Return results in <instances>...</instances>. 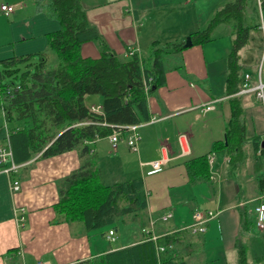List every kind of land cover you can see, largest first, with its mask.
<instances>
[{
    "label": "crops",
    "instance_id": "obj_1",
    "mask_svg": "<svg viewBox=\"0 0 264 264\" xmlns=\"http://www.w3.org/2000/svg\"><path fill=\"white\" fill-rule=\"evenodd\" d=\"M225 1L81 0L89 21L119 55L127 54L128 49L145 53L155 40L162 44L186 40L190 33L200 29H196L195 22L201 19L203 29ZM2 5H14V10L5 14ZM2 14L11 17V21L6 26L0 24V60L46 51L48 33L60 27L45 11L37 10V0H0ZM244 20L258 26L251 34L250 44L240 51L243 63L246 60L254 65L253 70L242 73H251L255 78L264 49V6H259L257 0H248ZM191 21L195 22L189 25ZM176 27L178 34L171 33L169 39L167 35L162 37L166 29L175 31ZM232 31L230 24H220L213 32V41L167 55L166 83L148 98L150 119L155 121L140 124L138 151L131 150L124 139L112 149L107 137L99 138L93 146L105 184L142 177L149 192L148 207L142 215L145 219H157L166 211L173 213L169 221L157 222L162 232L190 224L197 210L217 213L207 233L191 240L199 242L197 247L201 249L196 255L209 264L221 263L222 255L235 259L234 253L238 261L239 239L249 242V252L254 244L264 246L263 232L258 234L256 228L242 235L239 218V209L245 205L255 217L257 199L264 194L258 187V178L264 173V153L253 144L255 137L264 143V109L253 95H240L247 137L242 149L236 148L232 155L212 150L216 141H225L232 115L231 96L225 93ZM252 39L257 47L252 46ZM252 48L250 53L254 54L247 59V49ZM81 53L84 57L100 56L93 42L83 44ZM171 60L178 62L169 64ZM89 100L90 105L100 104V97L92 96ZM208 105L214 108L204 111ZM11 128L0 108V143L10 137ZM183 132L189 134L191 155L174 158L180 151L177 136ZM102 139L108 142L110 153L98 148ZM163 145L167 150H162ZM211 153L215 160L209 167L210 179L191 183L186 162ZM162 156L174 159L162 171L147 174L150 167L142 163ZM83 161L80 147L53 157L35 155L21 162L22 167L13 176L20 181L18 191L11 189V178L0 174V264H74L122 247L125 241L138 242L145 237L141 230L130 231L127 222L119 223L118 229L106 230L107 236L116 237L110 242L96 232L87 233L82 223L55 221L59 188L67 176L80 169ZM20 208L26 212L22 225L18 221ZM154 235L158 236L156 231ZM137 237L140 239L132 241ZM12 249L15 250L9 252Z\"/></svg>",
    "mask_w": 264,
    "mask_h": 264
},
{
    "label": "trees",
    "instance_id": "obj_2",
    "mask_svg": "<svg viewBox=\"0 0 264 264\" xmlns=\"http://www.w3.org/2000/svg\"><path fill=\"white\" fill-rule=\"evenodd\" d=\"M247 1L227 2L203 29L188 35L193 45H204L214 40L213 32L220 24L232 26L225 82L232 115L225 141H216L212 149L230 155L236 148L240 151L247 140L241 96L237 95L244 71L240 51L250 44L251 34L258 28L244 20ZM37 10L60 23L59 29L47 35L48 49L0 60V108L12 125L9 140L14 160L21 164L35 155L53 157L80 147L83 164L59 188L55 221L79 222L87 233L107 238V229H118V224L128 219L129 230L140 223L145 236L74 264H190L201 249L196 239L194 243L191 240L200 235L185 229L187 225L166 233L155 225L158 236L152 239L150 219L142 216L149 196L142 177L105 184L92 152L96 137L106 138L118 126L150 121L148 98L166 83V56L186 49L185 40L165 44L155 40L145 53L128 49L127 54L119 55L89 21L81 0H37ZM87 42L97 46L98 58L82 55ZM92 96L100 97L101 112L89 110ZM126 135L123 131L121 136ZM258 138L253 144L264 153ZM186 166L191 183L210 179L207 155L188 160ZM258 187L264 193V173L258 178ZM248 209L247 205L239 209L243 236L255 230V219ZM158 246L164 250L159 252ZM237 249L239 264H249V242L237 240ZM253 262L264 264V256L255 257Z\"/></svg>",
    "mask_w": 264,
    "mask_h": 264
},
{
    "label": "built area",
    "instance_id": "obj_3",
    "mask_svg": "<svg viewBox=\"0 0 264 264\" xmlns=\"http://www.w3.org/2000/svg\"><path fill=\"white\" fill-rule=\"evenodd\" d=\"M259 6L262 5L264 0H257ZM1 10L5 14H9L14 10V5H2ZM132 53L133 51H128ZM237 95H253L256 100L261 104L264 109V49L260 55L257 67H256V77L254 78L251 73L245 72L242 76L241 88ZM89 110L92 112H101L100 105H90L88 104ZM214 106L208 105L203 108L204 111L213 109ZM155 121V119H150ZM140 124H133L128 126H118L107 138L109 139L112 149H116L118 143L125 139L129 148L133 151H138L139 141L141 136L138 133V128ZM123 131H127V135L122 137ZM99 138L96 137V140ZM95 140V141H96ZM177 142L180 148L179 154L174 158L178 157H187L191 155V144L189 140V134L186 132L180 133L177 136ZM91 143V142H90ZM93 143V142H92ZM162 150H167L165 145L162 146ZM93 152V150H92ZM162 156L159 159L150 161L148 163H142L143 166L147 165L150 167L147 174H154L162 171L167 165L171 162V159ZM209 167L213 166L215 160V154L211 153L207 157ZM22 165L15 162L12 146L9 140V136L4 139L3 143H0V174L6 175L11 178V189L13 191H18L20 189V181L14 179V175L20 170ZM255 213V228L264 232V194H262L257 199L256 207L254 208ZM217 216L212 210H197L192 215V222L185 226V229H188L193 234H206L208 230L209 223ZM173 218V213L171 211H166L157 219L151 218L149 222V229L154 232V227L158 221L167 222ZM18 221L22 225L26 221V212L24 208L19 209ZM149 229H143L145 232H149ZM157 236L153 235L152 239L156 240ZM107 240L114 242L116 237L107 236ZM164 250V247L158 246V251L161 252ZM38 264H44L39 262Z\"/></svg>",
    "mask_w": 264,
    "mask_h": 264
},
{
    "label": "rangeland",
    "instance_id": "obj_4",
    "mask_svg": "<svg viewBox=\"0 0 264 264\" xmlns=\"http://www.w3.org/2000/svg\"><path fill=\"white\" fill-rule=\"evenodd\" d=\"M231 1H234V0H226L223 4H226L227 2H231ZM249 10V9H248ZM256 15H257V18L259 17V13H256ZM9 21H11V17H7V16H5V15H1L0 16V24H4L5 26L6 25H8V22ZM193 22H195V21H191V22H189V25L191 24V23H193ZM176 26H178V22L176 23ZM195 27H196V29L197 28H200V29H197V30H201L202 29V27H200V26H202V23H201V19L200 20H198L197 22H195V25H194ZM199 26V27H198ZM0 28H2L1 26H0ZM204 28V27H203ZM196 30V31H197ZM179 31L180 30H178L177 29V27H176V29H175V31L174 30H171V31H168L167 29L164 31V33H162V37L163 36H165V35H167V39H169V35L171 34V33H174V34H178L179 33ZM164 38V37H163ZM179 41H181L180 39H178ZM207 44V43H206ZM256 45V46H255ZM252 46H255V47H257V43L254 41V39H252ZM250 51H254V48H252L251 50H248L247 49V52H246V58L248 59L251 55H253L254 54V52H252V53H250ZM25 55H29V54H25ZM51 56H54L53 55V53H51L50 54ZM169 55V54H168ZM12 56H14V55H12ZM17 56H22V55H19V54H17ZM51 56H49L50 57V59H52L51 58ZM167 57V56H166ZM169 58H170V56H168V60H169ZM245 58V59H246ZM166 61H167V59H166ZM178 62V61H177ZM176 61H173V60H171V62L169 63V64H176L177 63ZM252 63L253 62H250V64H248V62L245 60L244 61V63H243V65H244V70L245 71H251V70H253V66H252ZM15 82H17L16 80H15ZM156 93V92H155ZM154 93V94H155ZM125 140V139H124ZM126 141V140H125ZM121 142V141H120ZM108 142L106 141V140H99L98 141V148H100V150H102V151H104V152H107V153H110V147H109V145L107 144ZM118 145H119V143H118ZM257 204V203H256ZM254 219H255V217H254ZM127 222H130L128 219H127ZM157 224V223H156ZM148 225V224H147ZM174 225V224H173ZM128 226H129V224H128ZM145 226V225H144ZM133 228H132V230H133V232L134 233H137V231H140L141 229H142V227L143 226H141L140 225V223H138V224H134V226H132ZM130 229H131V227H130ZM257 230V229H256ZM261 233L260 231H258L257 230V233ZM258 233V234H259ZM264 233V232H263ZM199 235H203L202 233L201 234H199ZM138 239H140V238H134V239H132V241H134V240H138ZM232 252H233V250H232ZM234 255H235V259H234V257L232 256H227V255H222L220 258H221V263H217V264H239V262L238 261H236V257H237V255L234 253ZM260 255H264V246H260V245H253L252 246V251L251 252H249V254H248V261H249V263L251 262V260H253V258H255V256H260ZM203 263V261L198 257L197 259L194 257V258H192L191 260H190V264H202ZM251 264H254V262H251Z\"/></svg>",
    "mask_w": 264,
    "mask_h": 264
},
{
    "label": "water",
    "instance_id": "obj_5",
    "mask_svg": "<svg viewBox=\"0 0 264 264\" xmlns=\"http://www.w3.org/2000/svg\"><path fill=\"white\" fill-rule=\"evenodd\" d=\"M193 45L191 37H187L185 40V47H191ZM264 145V143H263Z\"/></svg>",
    "mask_w": 264,
    "mask_h": 264
},
{
    "label": "bare ground",
    "instance_id": "obj_6",
    "mask_svg": "<svg viewBox=\"0 0 264 264\" xmlns=\"http://www.w3.org/2000/svg\"><path fill=\"white\" fill-rule=\"evenodd\" d=\"M160 216V215H159ZM158 225V224H157ZM147 226V225H146Z\"/></svg>",
    "mask_w": 264,
    "mask_h": 264
}]
</instances>
